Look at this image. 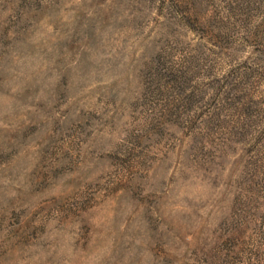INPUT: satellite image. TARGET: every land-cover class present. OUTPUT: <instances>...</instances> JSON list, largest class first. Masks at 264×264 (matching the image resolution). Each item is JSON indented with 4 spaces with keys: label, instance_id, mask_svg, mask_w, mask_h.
I'll use <instances>...</instances> for the list:
<instances>
[{
    "label": "rangeland",
    "instance_id": "374dc122",
    "mask_svg": "<svg viewBox=\"0 0 264 264\" xmlns=\"http://www.w3.org/2000/svg\"><path fill=\"white\" fill-rule=\"evenodd\" d=\"M0 264H264V0H0Z\"/></svg>",
    "mask_w": 264,
    "mask_h": 264
}]
</instances>
